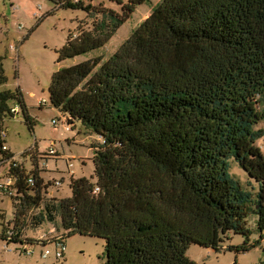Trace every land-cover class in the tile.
Masks as SVG:
<instances>
[{
	"label": "trees",
	"instance_id": "1",
	"mask_svg": "<svg viewBox=\"0 0 264 264\" xmlns=\"http://www.w3.org/2000/svg\"><path fill=\"white\" fill-rule=\"evenodd\" d=\"M51 1L52 12L82 8L93 18L70 33L61 62L105 46L147 0H114L121 13L92 0ZM7 82L1 57L0 86ZM49 93L70 127L80 120L100 135L97 180L72 178V196L56 198L39 172L31 187L27 168H12L18 232L10 241L24 243L29 222L60 218L63 240L105 239L103 264H197L190 246L219 251L229 232L245 236L230 249L257 246L251 214L264 239V0H163L111 57L58 69ZM11 99L33 128L22 91L5 89L0 131L5 112L15 115ZM233 159L258 183L256 196L231 174Z\"/></svg>",
	"mask_w": 264,
	"mask_h": 264
},
{
	"label": "rangeland",
	"instance_id": "2",
	"mask_svg": "<svg viewBox=\"0 0 264 264\" xmlns=\"http://www.w3.org/2000/svg\"><path fill=\"white\" fill-rule=\"evenodd\" d=\"M163 0H147L139 5L132 16L118 29L113 38L103 47L89 53L59 62L61 49L70 36L78 34L80 25L85 22L89 26L93 18L82 8H55L51 0H0V58H4V66L8 82L0 86V91L20 89L24 96L27 113L34 121L33 128L27 122L24 104L18 99L9 101L10 108L19 106L14 116L6 111L4 128L8 132L6 139L16 159L24 163L29 170L35 168L34 159L23 156V153L36 145L40 165V174L49 185L50 193L56 198L71 197L72 178L88 177L94 181L95 164L93 144L102 143L100 135L87 128L82 121L71 125L66 130V114L50 103L49 87L54 73L62 68L88 59L103 57L107 59L114 55L121 45L132 35L139 25L151 14L153 8ZM87 3H89L86 0ZM94 6H105L108 9L122 12V6L114 0H92ZM42 8L39 10V6ZM39 10L43 19L36 17ZM24 28L20 29L19 26ZM17 46V51L11 49ZM46 98L48 103L41 105L40 100ZM53 119H59L55 127ZM264 150V137L258 141ZM50 146L56 155L46 156ZM44 157V158H43ZM8 165L3 163L0 168V182L5 181ZM230 172L239 179L243 187L256 196L258 183L249 177L248 173L233 159ZM61 181L57 186L52 182ZM17 201L10 194L0 192V264H103L106 260V241L103 238L74 234L66 236L65 255L58 259L54 254L43 258L46 249H53V244L47 246L41 242L45 237L55 238L63 235L60 218L56 221L47 220L42 224L29 222L21 231L23 242H13L3 239L4 229L15 218ZM35 213H37L35 211ZM258 217L251 214L247 227L250 230L251 243L257 246L245 252H236L231 246L244 243L245 236L229 232L219 251L198 244H192L188 256L197 264H261L264 261V239L258 228ZM31 242V243H30Z\"/></svg>",
	"mask_w": 264,
	"mask_h": 264
},
{
	"label": "built area",
	"instance_id": "3",
	"mask_svg": "<svg viewBox=\"0 0 264 264\" xmlns=\"http://www.w3.org/2000/svg\"><path fill=\"white\" fill-rule=\"evenodd\" d=\"M42 8V5L39 6V10ZM37 10L36 12V17H42L43 15L41 14V12ZM20 29H23L24 26L23 25H20L19 26ZM11 49L13 50H16L17 51V46H14V45H11ZM48 103V100L46 98H42L40 100V104L41 105H46ZM18 109H19V106H15V107H12L11 108V112L14 113V114H17L18 113ZM52 123L55 127H58L59 126V119H53L52 120ZM66 130H70V125L66 124ZM8 137V132L7 130L4 128L0 131V168L2 166L3 163H6L8 165V169L6 171V175H5V181L4 182H0V192H4L5 194H14V185H15V177L14 175L12 174L11 172V169L14 168V167H19V166H22L24 165L25 168L26 165L24 163H21L20 161H18L16 159L17 155H15L11 149L9 148L8 144H7V139ZM26 154L23 153V156L27 157H31L34 159V161L36 160L35 158V155H38V158L41 157V155L38 153L37 149H36V145L31 148L30 150H27L25 152ZM13 154V155H12ZM47 155L46 156H52V155H56V151L54 149L53 146H50L49 149H48V152L46 153ZM44 158V157H43ZM35 163V162H34ZM40 165L39 163H35V168L33 170H29L27 168V172L29 174V177H28V184L31 186V187H36V184H37V179L36 177L34 176V173H31V172H39L40 174ZM41 176V174H40ZM42 177V176H41ZM43 178V177H42ZM51 183V182H50ZM50 183L48 184L46 182V180L44 179V182L43 184L44 185H48V191H49V195L52 196L53 194L50 193V188H49V185ZM52 184L54 185H57V186H61L62 185V182L61 181H55V182H52ZM99 188L96 187L95 190H94V193L97 194L99 192ZM42 206H40L41 208ZM32 213H34V211H32ZM20 231H23L20 230ZM18 232V229L16 227V223L14 222V220L12 222H9L5 228V236H6V240L10 241L14 238V236L17 234ZM41 244L47 246L48 244H53L54 245V248L53 249H46L42 256L43 258H47L49 257L50 255L54 254L58 259L60 258H63L64 255H65V243H64V240H63V237L62 235H59L55 238H50L49 236L45 237L44 240L41 242Z\"/></svg>",
	"mask_w": 264,
	"mask_h": 264
}]
</instances>
